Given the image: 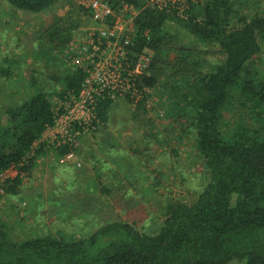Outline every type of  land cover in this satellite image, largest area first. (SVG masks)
Returning <instances> with one entry per match:
<instances>
[{
  "label": "rangeland",
  "instance_id": "rangeland-1",
  "mask_svg": "<svg viewBox=\"0 0 264 264\" xmlns=\"http://www.w3.org/2000/svg\"><path fill=\"white\" fill-rule=\"evenodd\" d=\"M178 1L187 14L192 8L200 13V0H187L184 5V0ZM120 2L113 4L118 7ZM245 2L238 6L239 14L264 15V0ZM51 23L62 28L49 44L43 28ZM93 24L78 0H57L33 13L13 10L0 0V62L6 63L3 55L18 59L11 64L12 75L2 83V123L6 120L4 105L29 93L26 84L32 73L40 86L51 91L48 99L56 109L65 93L57 77L72 72L66 54L74 52ZM163 28L169 48L158 52L154 67L159 66L160 74L156 83L149 85L143 107L124 97L111 100L107 118L98 120L94 129L80 135L72 146L79 166L72 160L59 163L60 146L50 140L52 132L44 131L45 136L40 135L36 142L44 143L46 150L36 156L28 171L16 177L15 168H8L0 174V224L11 239L46 233L78 238L110 220H124L142 231L155 232L167 202L195 198L205 182V170L190 126L183 116L170 114L171 99L183 103V88L168 93L166 87L168 83L181 84L187 74L193 83L194 75L208 70L224 55L216 42L199 39L174 20H164ZM260 46L246 64L257 80L264 81V38ZM142 51L150 59L144 77L150 73L152 56L150 50ZM240 128L264 136V103L255 105L252 99L234 92L222 107L220 129L229 134ZM16 178L14 188L7 189ZM227 264L243 261L232 259Z\"/></svg>",
  "mask_w": 264,
  "mask_h": 264
},
{
  "label": "trees",
  "instance_id": "trees-1",
  "mask_svg": "<svg viewBox=\"0 0 264 264\" xmlns=\"http://www.w3.org/2000/svg\"><path fill=\"white\" fill-rule=\"evenodd\" d=\"M5 1L13 10L33 13L57 0ZM122 1L140 8L135 17V47L150 50L152 56L145 83H156L158 52L169 48L163 28L166 19L201 40L216 42L224 55L208 70L194 75L193 83L188 74L181 84L166 82L168 93L183 88V103L171 99L170 114L183 116L190 126L205 182L192 201L167 202L155 232L142 231L124 220H110L78 238L46 233L17 241L0 224V264H227L232 259L264 264V136L246 128L229 134L220 129L221 110L232 93L252 99L255 105L264 103V81L257 80L246 64L260 50L264 15L239 14L238 6L245 0H200V13L192 8L185 17L146 0ZM61 28L58 23L43 28L49 44ZM38 48L44 50L43 45ZM3 59L0 94L3 80L12 75V62L18 60L6 55ZM81 76V70L63 72L57 80L74 91ZM26 85L29 93L7 102L6 120L0 121V173L13 166L16 177L45 152L44 143H33L53 124L55 116L48 99L51 91L38 84L34 73ZM111 103L108 98L98 100L99 121L107 118ZM136 106L143 107L142 101ZM66 150V145L60 146V153ZM17 182L16 178L7 189Z\"/></svg>",
  "mask_w": 264,
  "mask_h": 264
},
{
  "label": "built area",
  "instance_id": "built-area-1",
  "mask_svg": "<svg viewBox=\"0 0 264 264\" xmlns=\"http://www.w3.org/2000/svg\"><path fill=\"white\" fill-rule=\"evenodd\" d=\"M185 2L187 0L183 1V5ZM78 3L94 24L87 31V36L75 46L74 52L67 53L66 57L70 69L81 70L82 76L77 89L65 88L56 109L51 106L54 122L44 130L52 132L50 140H54L56 145L67 146V150L57 157L58 162L72 160L76 166L80 165V161L75 159L72 146L80 135L96 126L98 100L124 97L134 105L140 100L144 102L149 84L144 82L143 72L150 60L145 52L135 47L134 18L139 7L122 0L118 7L110 0H78ZM146 3L174 11L180 17L187 15L178 0H146ZM162 112L158 110L159 115ZM44 131L40 138L45 136ZM37 144L36 141L33 143Z\"/></svg>",
  "mask_w": 264,
  "mask_h": 264
}]
</instances>
